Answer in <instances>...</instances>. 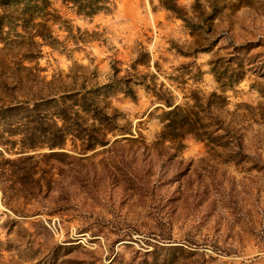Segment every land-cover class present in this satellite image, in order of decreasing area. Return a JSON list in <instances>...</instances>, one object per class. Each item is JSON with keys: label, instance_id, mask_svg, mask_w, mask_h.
Returning <instances> with one entry per match:
<instances>
[{"label": "rangeland", "instance_id": "obj_1", "mask_svg": "<svg viewBox=\"0 0 264 264\" xmlns=\"http://www.w3.org/2000/svg\"><path fill=\"white\" fill-rule=\"evenodd\" d=\"M111 1L110 12L91 18L55 1L89 41L76 45L53 25L61 43L43 47V74L67 73L77 61L105 84L114 62L120 76L135 73L143 48L152 62L137 70L156 75L183 104L192 89H217L211 62L220 60L222 69L244 72L218 112L240 146L212 149L189 137L176 154L169 141L157 147L162 103L141 84L133 85L136 99L111 92L106 102L135 135L118 133L111 138L120 142L91 150L69 138L61 155L39 156L42 168L53 166L50 187L42 179L43 191L21 193L15 209L0 188V264H264V0H199L204 14H215L201 35L161 0ZM178 2L198 14L197 0Z\"/></svg>", "mask_w": 264, "mask_h": 264}, {"label": "trees", "instance_id": "obj_2", "mask_svg": "<svg viewBox=\"0 0 264 264\" xmlns=\"http://www.w3.org/2000/svg\"><path fill=\"white\" fill-rule=\"evenodd\" d=\"M55 1L87 18L112 9L111 0H0V146L18 155L11 158L0 152V188L5 205L15 209L24 192L36 197L43 191L42 179L50 187L51 177L46 174H52L53 166L42 168L39 156L61 155L64 152L59 150L65 148L69 138L81 149L91 150L120 142L119 138L114 141L111 138L118 133L134 136L132 129L119 122L121 114L117 108L105 100L117 90L136 99L134 84L143 85L162 103L159 106L162 129L153 145L158 147L169 141L175 154L185 148L189 137L205 141L212 149L240 146L237 132L218 112L227 106L228 88L240 83L244 72L222 69L220 60L211 62L217 89L210 93L192 89L184 96L187 100L183 104L176 102L164 83L157 82L156 75L137 70L139 65L150 66L152 62L151 54L143 48L133 58L131 66L135 73L127 69L120 76L122 66L114 62L111 82L105 84L89 77L91 72L97 74L96 69L90 70L89 65L77 61L67 73L43 74L47 70L39 62L43 47L57 48L61 43L54 36L53 25L59 24L68 33L66 38L76 45L89 41L75 33L81 32V28L74 29ZM197 1L192 8L198 14L193 15L178 0H161V3L172 15L182 19L193 35H201L202 29L212 27L215 14H204ZM154 65L159 69L157 61ZM43 148L51 152L30 153Z\"/></svg>", "mask_w": 264, "mask_h": 264}]
</instances>
